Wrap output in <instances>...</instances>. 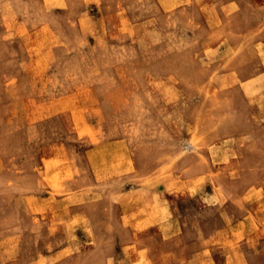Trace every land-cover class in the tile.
<instances>
[{
	"label": "rangeland",
	"instance_id": "rangeland-1",
	"mask_svg": "<svg viewBox=\"0 0 264 264\" xmlns=\"http://www.w3.org/2000/svg\"><path fill=\"white\" fill-rule=\"evenodd\" d=\"M101 1L0 0V264H141L63 198L57 145L81 152L86 121L132 157L98 189L192 183L202 217L264 199V0Z\"/></svg>",
	"mask_w": 264,
	"mask_h": 264
},
{
	"label": "crops",
	"instance_id": "crops-1",
	"mask_svg": "<svg viewBox=\"0 0 264 264\" xmlns=\"http://www.w3.org/2000/svg\"><path fill=\"white\" fill-rule=\"evenodd\" d=\"M100 15L108 17L105 11L98 13L97 18ZM80 126L88 131L85 136L90 141L82 153L63 143L57 145L64 155L57 167L58 177L69 173L72 178L65 185L63 198L72 197L69 204L74 211L72 216H80L82 220L86 217L83 221L87 225H92L89 215L94 209L106 214L98 225H108L112 219L115 250L141 264H264V199L259 188L239 190L241 202L235 206L227 204L229 208L224 214L207 217H202L201 206L195 200L212 193L192 183L178 188L181 196L178 200L187 199V203L172 202L164 182L161 184L164 186L137 184L98 189V180L133 173L131 153L124 139L97 136L100 135L97 124L86 121ZM75 130L78 132L80 128ZM96 137V143L92 142ZM122 158L128 169H121ZM41 167L45 173L44 162ZM86 171L88 175H84ZM100 200L109 203L101 204ZM94 204L96 208L92 207ZM110 209L111 218L107 216ZM154 230L160 234L153 233Z\"/></svg>",
	"mask_w": 264,
	"mask_h": 264
}]
</instances>
